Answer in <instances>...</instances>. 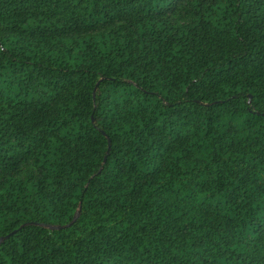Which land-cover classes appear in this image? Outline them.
I'll list each match as a JSON object with an SVG mask.
<instances>
[{"label": "trees", "instance_id": "1", "mask_svg": "<svg viewBox=\"0 0 264 264\" xmlns=\"http://www.w3.org/2000/svg\"><path fill=\"white\" fill-rule=\"evenodd\" d=\"M7 234L0 264H264V0H0Z\"/></svg>", "mask_w": 264, "mask_h": 264}, {"label": "water", "instance_id": "2", "mask_svg": "<svg viewBox=\"0 0 264 264\" xmlns=\"http://www.w3.org/2000/svg\"><path fill=\"white\" fill-rule=\"evenodd\" d=\"M108 145H109V143H108ZM9 234H10V233H9ZM9 234L5 235L4 237H1V238H0V241H1L3 238H6Z\"/></svg>", "mask_w": 264, "mask_h": 264}]
</instances>
